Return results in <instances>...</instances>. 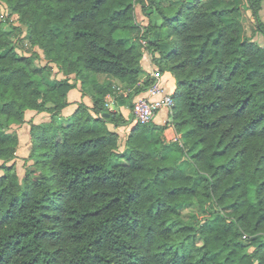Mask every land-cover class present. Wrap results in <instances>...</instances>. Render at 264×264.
Segmentation results:
<instances>
[{
	"label": "trees",
	"instance_id": "obj_1",
	"mask_svg": "<svg viewBox=\"0 0 264 264\" xmlns=\"http://www.w3.org/2000/svg\"><path fill=\"white\" fill-rule=\"evenodd\" d=\"M245 2L264 35L263 0H0L64 75L46 80L0 21V264H264V46ZM146 52L176 81L164 125L121 110L151 85ZM74 79L92 105L58 121ZM27 110L51 119L32 123L40 173L20 179L11 128Z\"/></svg>",
	"mask_w": 264,
	"mask_h": 264
},
{
	"label": "rangeland",
	"instance_id": "obj_2",
	"mask_svg": "<svg viewBox=\"0 0 264 264\" xmlns=\"http://www.w3.org/2000/svg\"><path fill=\"white\" fill-rule=\"evenodd\" d=\"M163 1L166 2V1H175V0H163ZM137 13H138L139 18L144 17L145 22H147V17L143 13L140 4H137ZM238 17L240 18V20L242 21V23L245 27V31H246L247 36L264 46V35L256 30V23H255L253 15H252V11L248 8L246 2L243 4L242 9L238 14ZM260 17H261V20L264 22V0L262 3V8L260 10ZM0 21H3L6 26H10V24H12V26H16V29L13 30L14 33L11 35V40L13 43L17 44V46H18L17 48H19L18 51L20 52V54H24L26 56H29L34 51H36L38 53V56L36 57L37 64L40 66H46V67L51 68V70H49V68H47L48 72H46V74H45L46 80H48V79L53 80L54 78H61V76L56 71V67L53 68L51 66L52 64H49V60L46 57V55L44 54L43 50H41L37 46H31V42L29 40L26 28L21 25L19 18L16 14H10L9 9L5 5H0ZM53 66H55V65H53ZM163 77H164V75H163ZM165 77L170 78L171 73L165 72ZM116 82H118V81H116ZM172 82L174 83V78L170 79V83H169V89L170 90H172V88H173ZM117 90L119 92L126 91V89H124L120 85L117 88ZM141 94L134 96L132 98V100H131L132 104L139 96H141ZM113 107H114V105H113ZM124 110H125V112L123 114L127 118L132 120L133 119L132 107L131 106H125ZM161 120H163V114L162 115L160 114L156 118V121L161 122ZM49 121L50 120H48L47 122H49ZM133 124H134V122H133ZM31 125H32V122L30 123V126L28 127L26 133L24 131H22L21 128H18L16 126H12V128H11V131H16L18 133V135H20V134L22 135V145H23V147H25V149H26V146L29 142V139H28L29 135H31L30 134ZM110 126L113 127L112 125H110ZM19 138H20V136H19ZM125 139H126V134H124V132H120V138H119V149L120 150H122L124 148ZM22 153L23 152L21 150L20 151L17 150L16 158L9 162V164H15L14 165V171H16L18 173L20 179H23L26 170H29L31 172V174L38 175L40 173V170L35 164H33L34 160L29 159L28 156L26 157V156L20 155ZM2 163H3V161L0 160V165ZM0 174H2L1 169H0ZM192 212H194L196 214V213H198V210L193 206H189V207L184 209L185 218L187 220L192 221L193 219H196V218H194L195 216H191ZM199 216L200 217L202 216L201 212H200Z\"/></svg>",
	"mask_w": 264,
	"mask_h": 264
},
{
	"label": "crops",
	"instance_id": "obj_3",
	"mask_svg": "<svg viewBox=\"0 0 264 264\" xmlns=\"http://www.w3.org/2000/svg\"><path fill=\"white\" fill-rule=\"evenodd\" d=\"M143 66H144V77L150 75L151 70H153V68L157 67L150 59L149 56H145L143 59ZM56 71H58V69L56 68ZM61 77H63L64 75L61 72H57ZM167 74V73H166ZM164 77H163V83L165 85V87L167 88V90L169 91V83H170V79L174 78L171 74V77H165V73H163ZM72 77L74 78V76L72 75ZM105 77L104 76H100L99 79L103 80ZM73 80V79H72ZM76 86L71 89L68 93V102L69 104L63 108L61 114L58 117V121L63 119V118H68L71 117L73 115V113L75 112V110L78 107V103L79 102H86L88 105H92V98L87 94V95H83V92H85V90L82 87V83L80 80H75ZM173 83V82H172ZM176 89V81L174 78V83H173V88L172 90H170V92H174ZM125 106L121 107L122 112L124 113ZM163 114V120L160 121H156L157 116ZM156 118H155V123L160 124V125H164L169 117H170V112L168 109H162L158 114H157ZM51 119V115L48 112H38L36 110H27L26 111V115H25V121L22 124L19 125H14L18 128H21L22 131H24L25 133L27 132L28 127L30 126V123H35V124H39V123H44L47 122L48 120ZM133 125V124H132ZM131 125V126H132ZM131 126H122L120 128H116V130L120 133V132H124V134L129 133ZM20 144L18 147V151H22L23 153L20 154L22 156H28L29 155V150H30V145L32 142V138L31 135H29V142L25 147H23L22 145V135L20 134ZM164 137L167 140H174L175 138H179L178 133L176 132L175 128L172 125H169L165 130H164ZM176 140V139H175ZM19 154V153H18Z\"/></svg>",
	"mask_w": 264,
	"mask_h": 264
},
{
	"label": "built area",
	"instance_id": "obj_4",
	"mask_svg": "<svg viewBox=\"0 0 264 264\" xmlns=\"http://www.w3.org/2000/svg\"><path fill=\"white\" fill-rule=\"evenodd\" d=\"M139 21L142 25L146 24L144 17L139 18ZM140 41L145 49L147 47V39L141 38ZM145 56H149L148 52L145 53ZM150 77L152 78L150 87L133 102L132 114L134 123L144 125L153 123L162 109H168L171 114L175 105L173 92L168 91L163 83V72L158 67H155L151 70ZM122 93L127 95V91ZM107 102L108 107L113 108L114 97L108 95ZM175 139L178 140L179 138Z\"/></svg>",
	"mask_w": 264,
	"mask_h": 264
}]
</instances>
